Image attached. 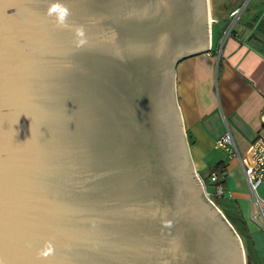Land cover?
I'll return each mask as SVG.
<instances>
[{
	"label": "water",
	"instance_id": "water-1",
	"mask_svg": "<svg viewBox=\"0 0 264 264\" xmlns=\"http://www.w3.org/2000/svg\"><path fill=\"white\" fill-rule=\"evenodd\" d=\"M55 2L0 0V264H246L175 94L209 0H60L80 48Z\"/></svg>",
	"mask_w": 264,
	"mask_h": 264
},
{
	"label": "crops",
	"instance_id": "crops-1",
	"mask_svg": "<svg viewBox=\"0 0 264 264\" xmlns=\"http://www.w3.org/2000/svg\"><path fill=\"white\" fill-rule=\"evenodd\" d=\"M252 3L226 37L214 39L211 28L208 49L178 62L175 94L195 171L210 179L213 166L222 165L217 182L223 193L216 204L247 239L252 264H264V218L252 219L258 208L239 158L215 144L229 128L238 154L246 158L252 141L264 138V0ZM258 194L264 198V187Z\"/></svg>",
	"mask_w": 264,
	"mask_h": 264
},
{
	"label": "built area",
	"instance_id": "built-area-1",
	"mask_svg": "<svg viewBox=\"0 0 264 264\" xmlns=\"http://www.w3.org/2000/svg\"><path fill=\"white\" fill-rule=\"evenodd\" d=\"M247 3L248 0L242 1L240 5L234 6L229 11L228 18H231V24L223 32L224 37H226V35L231 32L234 23L237 21L239 14L246 8ZM214 23H216V20L210 22V30L212 24ZM261 119L262 121H264V113H262ZM215 144L217 147L229 150L232 155L237 156L239 158L241 168L248 183L252 200L255 202L258 208V212L253 215L252 219L258 221L259 215L264 218V198H261L258 194V188L261 186L264 187V138H262L261 136H257L252 141L246 158H243L238 154L234 139L229 128H227L225 132L216 140ZM200 179L207 198L211 200V192L208 191L205 181L202 178ZM210 181L214 186V194L218 197L222 196L223 189L221 185L217 182V175L215 173L211 174Z\"/></svg>",
	"mask_w": 264,
	"mask_h": 264
},
{
	"label": "rangeland",
	"instance_id": "rangeland-1",
	"mask_svg": "<svg viewBox=\"0 0 264 264\" xmlns=\"http://www.w3.org/2000/svg\"><path fill=\"white\" fill-rule=\"evenodd\" d=\"M234 1L235 0H209V14L212 17V21L216 20V23L212 24V27H211L212 28L211 31L213 33L214 39L216 37H218L220 35V33L222 34L228 28V26L231 24V18H228V9L230 6L233 7ZM242 1H245V0H241L239 2V4H237V5H240ZM247 5H249L248 8H251V6L253 5L252 0H248ZM209 21L211 22V20H209ZM187 143H188V139H187ZM203 180L205 181V184H206L208 191H210L212 194L211 200L218 207V205L216 203H218L220 205V198H218L214 194V186L212 185L210 179L208 177H206V175L203 176ZM218 208H220V207H218ZM237 233L239 234L238 231H237ZM239 236H240L242 243H243V246H244L245 256H246V264H252L250 256H249L247 239L242 237L240 234H239Z\"/></svg>",
	"mask_w": 264,
	"mask_h": 264
},
{
	"label": "clouds",
	"instance_id": "clouds-1",
	"mask_svg": "<svg viewBox=\"0 0 264 264\" xmlns=\"http://www.w3.org/2000/svg\"><path fill=\"white\" fill-rule=\"evenodd\" d=\"M47 15L54 17L57 27L68 29L73 32V39L77 48L83 47L88 43L86 31L83 25L70 24L69 17L72 15L71 10L60 0L50 4L47 9ZM54 254V246L51 241H45L38 255L42 258H47Z\"/></svg>",
	"mask_w": 264,
	"mask_h": 264
},
{
	"label": "trees",
	"instance_id": "trees-1",
	"mask_svg": "<svg viewBox=\"0 0 264 264\" xmlns=\"http://www.w3.org/2000/svg\"><path fill=\"white\" fill-rule=\"evenodd\" d=\"M212 172H214L218 176V178H220L224 174V168L222 167V165L216 164L215 166H213Z\"/></svg>",
	"mask_w": 264,
	"mask_h": 264
},
{
	"label": "bare ground",
	"instance_id": "bare-ground-1",
	"mask_svg": "<svg viewBox=\"0 0 264 264\" xmlns=\"http://www.w3.org/2000/svg\"><path fill=\"white\" fill-rule=\"evenodd\" d=\"M209 20H211V16H210V14H209ZM210 22V21H209Z\"/></svg>",
	"mask_w": 264,
	"mask_h": 264
}]
</instances>
